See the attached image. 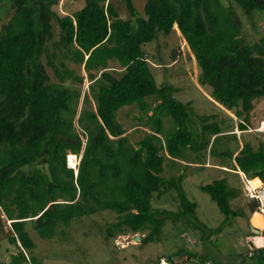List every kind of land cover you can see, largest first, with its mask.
I'll return each instance as SVG.
<instances>
[{
  "label": "trees",
  "instance_id": "1",
  "mask_svg": "<svg viewBox=\"0 0 264 264\" xmlns=\"http://www.w3.org/2000/svg\"><path fill=\"white\" fill-rule=\"evenodd\" d=\"M82 1L79 10L59 16L51 10L57 0H9L11 16L0 26V214L9 222L7 242L16 249L3 264H38L26 226L45 240L55 226L101 211L115 215L105 239L138 234L139 244L150 243L165 222L186 217L192 220L187 227L202 228L195 203L183 191V171L164 178V166L193 163L187 153H211L220 140L226 147L229 135L214 116L195 115L189 102L176 101V89L155 84L143 46L158 35L177 30L198 69L197 84L208 87L209 99L239 119V132L246 130L253 102L264 98V36L246 42L238 15L251 19L264 13V0H228L227 5L145 0L141 14L130 0H122L125 20L111 0ZM109 61L121 69L118 74L108 71ZM66 62L81 67L88 82L78 112L80 91L65 82L82 84L83 77ZM129 106L144 116L148 130L132 145L116 120L117 111ZM67 153L79 157L75 175L65 165ZM218 155L229 156L242 174L264 183L262 144L244 143L230 155ZM198 189L224 217L213 232L241 215L230 207L238 191L224 178ZM169 191L176 211L151 206ZM255 207L252 202L249 211L258 215ZM252 257L264 261V248ZM191 258L208 261L189 256L168 262Z\"/></svg>",
  "mask_w": 264,
  "mask_h": 264
},
{
  "label": "rangeland",
  "instance_id": "2",
  "mask_svg": "<svg viewBox=\"0 0 264 264\" xmlns=\"http://www.w3.org/2000/svg\"><path fill=\"white\" fill-rule=\"evenodd\" d=\"M69 0H57L55 6L51 8L59 16L72 13L82 5V0L68 2ZM145 0H130L133 8L138 14L142 13V6ZM118 11L119 18L128 19L127 11L122 0H111ZM223 5H227L228 0H221ZM12 10L9 0H0V26L11 16ZM238 13V12H237ZM242 25L243 39L251 43L264 36V13H255L251 19H247L239 14ZM53 39H57L58 28L52 23ZM147 62L156 85H169L176 89L173 98L180 103H190L193 114L198 116L215 117L228 133L226 147L222 141L214 146L211 153L208 150L197 152L187 157L193 159V163L186 166L178 161V164L164 166L162 176L168 178L177 176L180 172L184 174L182 188L186 198L195 203V217L198 223H202L203 235L197 229L187 227L192 220L186 217L179 222H165L157 241L146 244H139L138 234H127L116 236L112 239L104 238V230L112 223L115 215L109 211H101L92 215L73 219L67 227L55 226L54 235L49 239H39L28 227H25L29 237L34 243L31 255L38 264H157L159 258H163L170 263L182 260L187 254H193L198 259L204 258L213 264H235V261L242 259L240 264H264V261L257 260L256 257L246 258L245 252L251 248H264V217L260 214L250 213L249 207L252 202L247 201L243 191V184L237 169L229 156H219L222 151H227L229 155L242 146L244 143L257 147L262 144L264 147V133L257 132L259 122L264 121V98L253 102V109L250 112V119L246 124V130L239 132L236 125L239 119L230 112L213 104L209 99V88L197 84L198 69L190 54L184 40L175 28L168 36L158 35L157 38L143 46ZM65 66L74 75L83 77L82 84H73L66 81L65 85L77 88L80 91V99L77 112L81 107V96L86 91L87 80L81 67L66 62ZM52 81L49 69H46ZM108 71L118 74L121 69L113 62H108ZM113 73V72H112ZM152 103L151 99L147 100ZM149 115V113H148ZM141 120H138V119ZM116 120L123 128L124 136L132 145L138 141L144 133L148 132L144 127V116L135 106L123 107L116 113ZM167 120H164V127L167 128ZM233 132L235 140L230 134ZM235 155V154H234ZM200 168L193 166L196 164V157ZM73 159L68 158V165L71 166ZM193 164V165H191ZM205 164V165H204ZM204 165V166H203ZM213 165H221L226 170L222 171L214 168ZM207 166V167H206ZM218 177H224L231 188L238 191L237 197L230 201L232 210L241 215L228 218V222L222 227L219 233L213 232L223 220V216L218 212L214 203L208 196L199 191L198 186L208 184ZM176 200L173 191H169L160 196L159 199L151 200V206L156 209L176 211ZM250 229L259 233L254 235ZM10 234L9 225L0 214V264L7 263L10 255L16 253L13 245L7 242ZM138 236L134 241L133 237ZM248 239V240H247ZM250 242V244H247ZM202 260V259H201Z\"/></svg>",
  "mask_w": 264,
  "mask_h": 264
},
{
  "label": "built area",
  "instance_id": "3",
  "mask_svg": "<svg viewBox=\"0 0 264 264\" xmlns=\"http://www.w3.org/2000/svg\"><path fill=\"white\" fill-rule=\"evenodd\" d=\"M262 124H263L262 122H259L258 127L256 128L257 132L264 133V126ZM69 157L73 159L71 166L68 165ZM65 163H66L67 168H71L72 170H75L78 164V156L67 153L65 155ZM239 175L241 177V181L243 184V191H244L245 198L249 202H254L256 204V207H255L256 212L260 213L264 217V183L259 182L257 186L253 187L249 185V181L251 179H249L242 173H239ZM247 244H250V242H248ZM256 249H260V248L249 247L247 252H245L244 257L251 258ZM240 260L241 259L236 260L235 264H239ZM157 263L158 264H169V262L164 260L163 258H160ZM181 264H211V262L204 261L203 263H201L196 258H191V259L183 261Z\"/></svg>",
  "mask_w": 264,
  "mask_h": 264
},
{
  "label": "crops",
  "instance_id": "4",
  "mask_svg": "<svg viewBox=\"0 0 264 264\" xmlns=\"http://www.w3.org/2000/svg\"><path fill=\"white\" fill-rule=\"evenodd\" d=\"M77 1H79V0H76V1H73V0H69L68 2H72V3H74V2H77ZM82 5H83V1H82ZM82 5L79 7V8H77L76 10H74L72 13H74L75 11H77V10H79L81 7H82ZM72 13H67V14H65V15H70V14H72ZM64 16V15H63ZM211 101V100H210ZM212 102V101H211ZM213 103V102H212ZM213 104H215V103H213ZM216 105V104H215ZM218 106V105H217ZM220 107V106H219ZM221 108V107H220ZM223 109V108H222ZM261 122V121H260ZM236 129V128H235ZM244 132V131H243ZM226 134H228V133H226ZM230 134H234L233 132H231ZM241 147V146H240ZM240 147H238V148H240ZM233 156H234V154H233ZM184 163V162H183ZM185 165H190V164H187V163H184ZM191 165H193V164H191ZM205 165V164H204ZM203 165V166H204ZM193 166H198V167H200L201 165L200 164H198V163H196V164H194ZM213 167L214 168H218V169H220V170H222V171H224V170H226L223 166H221V165H213ZM237 169V168H236ZM237 173H241L238 169H237ZM220 178H224V177H218L217 179H220ZM225 179V178H224ZM254 179H256V180H258L257 178H254ZM251 180H253V179H251ZM259 181V180H258ZM260 182V181H259ZM228 184V183H227ZM229 186V185H228ZM230 187V186H229ZM254 213V212H253ZM248 240V239H247ZM189 256H196V255H194V252H193V254H187V256L185 257V258H187V257H189ZM197 257V256H196ZM185 258H183L182 260H184ZM206 257L204 256V258H200V259H205ZM177 262H181V260H179V261H177Z\"/></svg>",
  "mask_w": 264,
  "mask_h": 264
},
{
  "label": "water",
  "instance_id": "5",
  "mask_svg": "<svg viewBox=\"0 0 264 264\" xmlns=\"http://www.w3.org/2000/svg\"><path fill=\"white\" fill-rule=\"evenodd\" d=\"M250 231L254 235H257L259 233L257 230H253V229H250ZM133 239H134V241H137L138 240V236H134Z\"/></svg>",
  "mask_w": 264,
  "mask_h": 264
},
{
  "label": "bare ground",
  "instance_id": "6",
  "mask_svg": "<svg viewBox=\"0 0 264 264\" xmlns=\"http://www.w3.org/2000/svg\"><path fill=\"white\" fill-rule=\"evenodd\" d=\"M262 123H263L262 125L264 126V121H263ZM258 183H259V182L253 183L251 180L249 181V185H250V186H253V187L257 186ZM259 214H260V213H259ZM260 215H261V214H260ZM261 216H262V215H261Z\"/></svg>",
  "mask_w": 264,
  "mask_h": 264
},
{
  "label": "clouds",
  "instance_id": "7",
  "mask_svg": "<svg viewBox=\"0 0 264 264\" xmlns=\"http://www.w3.org/2000/svg\"><path fill=\"white\" fill-rule=\"evenodd\" d=\"M78 160H79V157H78ZM65 165H66V163H65ZM67 167V166H66ZM207 167V166H206ZM69 169H71V168H69ZM72 170V169H71ZM73 172H74V175H75V173H76V168H75V170H72ZM256 212V211H255ZM7 223H9V222H7Z\"/></svg>",
  "mask_w": 264,
  "mask_h": 264
},
{
  "label": "flooded vegetation",
  "instance_id": "8",
  "mask_svg": "<svg viewBox=\"0 0 264 264\" xmlns=\"http://www.w3.org/2000/svg\"><path fill=\"white\" fill-rule=\"evenodd\" d=\"M254 179V178H253Z\"/></svg>",
  "mask_w": 264,
  "mask_h": 264
}]
</instances>
